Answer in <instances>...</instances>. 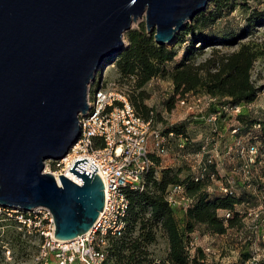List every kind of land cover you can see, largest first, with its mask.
<instances>
[{
	"label": "water",
	"instance_id": "1",
	"mask_svg": "<svg viewBox=\"0 0 264 264\" xmlns=\"http://www.w3.org/2000/svg\"><path fill=\"white\" fill-rule=\"evenodd\" d=\"M209 1L0 0V207L47 209L59 241L88 233L104 206L96 166L77 159L55 176L44 162L78 140L98 69L134 23L171 45Z\"/></svg>",
	"mask_w": 264,
	"mask_h": 264
},
{
	"label": "trees",
	"instance_id": "2",
	"mask_svg": "<svg viewBox=\"0 0 264 264\" xmlns=\"http://www.w3.org/2000/svg\"><path fill=\"white\" fill-rule=\"evenodd\" d=\"M239 5H243L239 0H210L205 10L185 25L171 45H157L144 23L124 34L126 45L111 64L117 68L120 80L129 87V102L142 119L148 120L152 116L154 124L159 120L158 113L146 102L150 94L145 87L156 78L169 81L173 87L172 94L164 102L167 110L172 109L177 99L188 94L207 95L214 99L202 115H189L186 119L188 124L205 126L204 134L198 133V128L189 133L185 124L163 125L162 135L173 133L168 139V149L174 141L178 156L192 157L201 153L206 142L209 151L221 145L222 154L225 146L240 143L245 147L256 146L259 155L244 176L243 170H235L237 174H232V171H225L224 165L218 169L215 163L208 164V154H202V164L218 181L226 183L229 176L234 181L233 192L227 194H221L215 186L208 191L211 182L207 177L194 180L195 174L190 167L192 158L189 174L181 178L180 169L159 168V158L152 156L156 167L145 174L144 190L126 193L125 229L120 237L110 239L105 264H155L150 247L159 237L166 245L165 256L158 260L161 264H200L204 259L201 248H197L193 256L189 252V243L195 232L203 229L210 235L222 236L230 229H241L245 207L251 205L250 199L259 202L258 194L264 192V185L257 182L260 176L256 177L257 172L252 171L259 166L264 171V162L259 165L260 154L264 153V147H260L264 144V107L254 117L244 108L258 97L259 88L251 80V71L255 62L264 57V48L254 42L240 41L253 34L257 25L264 22V13H252L247 18L246 29L234 30L227 24L219 29V23ZM206 51L207 57L201 59ZM111 59L105 62L110 63ZM220 106H241L242 109L235 117L221 112L215 124L205 121L209 114L219 111ZM234 129L237 133L232 135ZM197 136L201 137L200 142H196ZM227 158L241 167L237 152ZM171 185H181L192 200L187 209L167 203L165 196ZM246 185L251 186L250 190ZM224 212H230L231 216L224 218ZM4 222L19 229L14 231V240L19 244L25 226L13 217ZM249 255L247 252L242 259Z\"/></svg>",
	"mask_w": 264,
	"mask_h": 264
},
{
	"label": "built area",
	"instance_id": "3",
	"mask_svg": "<svg viewBox=\"0 0 264 264\" xmlns=\"http://www.w3.org/2000/svg\"><path fill=\"white\" fill-rule=\"evenodd\" d=\"M91 86L86 98L87 110L78 115L80 127L78 140L64 158L46 160L43 173L65 175L75 160L82 158L96 166L98 170L96 173L104 185V206L93 228L71 241H59L54 238L55 226L47 209L41 207L26 211L19 208L6 209L25 226L26 233L33 232L40 237L41 244L36 256L39 264H48L49 261H53L54 264H105L110 239L120 237L125 229L128 211L127 191H143L145 174L156 167L152 156L163 158L169 151L168 139L173 137V133L169 132L164 136L160 128L154 127L152 116L148 120L138 116L129 102L127 93L118 89L115 82L101 79L97 86ZM213 101L214 99L207 95L188 94L184 98H179L177 104L189 115H202ZM241 109V106H220L219 111L209 114L205 121L215 124L221 112L235 117ZM236 133L237 129L231 131L232 135ZM207 146L206 142L200 154L192 157L182 156L186 159L192 158L190 167L195 174L194 180H203L207 177L211 182L208 191H212L215 186L221 194L233 192L234 181L230 176L226 178V183L218 181L215 175L208 171L207 166L202 164V154H208V164L215 163L218 169L223 165L216 149L209 151ZM232 152H237L242 162L241 167L232 169V174L236 173L235 170H243V175L246 176L250 166L256 163L259 155L257 147L254 145L245 147L240 143H236L235 146L228 145L225 146L223 157L230 156ZM260 156L259 165L264 162V153ZM250 187L246 185L249 190ZM258 197L257 205H246L243 225L254 234L259 232L257 240L260 243L264 242V230L260 231L261 228L264 229L262 203L264 192L258 194ZM165 200L172 207L182 210L187 209L192 201L186 196L181 185L169 186ZM223 216L229 218L231 213L224 212ZM197 248H201L204 254L200 264H211L210 248L191 240L189 243L191 256ZM249 249V257L242 262L235 260V264H260L264 260V247L256 243V238L251 240ZM225 263L231 264L228 260Z\"/></svg>",
	"mask_w": 264,
	"mask_h": 264
},
{
	"label": "rangeland",
	"instance_id": "4",
	"mask_svg": "<svg viewBox=\"0 0 264 264\" xmlns=\"http://www.w3.org/2000/svg\"><path fill=\"white\" fill-rule=\"evenodd\" d=\"M239 3L243 4L242 6H237L235 10L222 22L219 23L218 28L225 26L227 24L230 28L234 30L246 29L247 18L252 16V13H264V0H239ZM140 23H144V18L139 19L136 23L132 25V28H137ZM256 31L248 37L241 39L240 42H254L261 45L264 48V22L259 23L255 28ZM208 51L206 54L201 57V59L207 57ZM181 57V53L178 59ZM103 79L106 82H115L118 86V89L123 90L125 93L130 92L129 87L119 78V73L115 65L104 62L98 69L95 82L91 87H95L98 84V78ZM251 80L256 87L259 88V93L256 101L249 105V107L244 108L245 111H249L251 115L257 116L261 109L264 107V57L259 58L251 71ZM146 90L149 92V99L146 101L147 104L152 107L156 113H158L159 120L155 121L154 127L162 128L164 124H173L180 125L185 124L187 131L191 133L193 129L200 134H204V129L206 128L203 125H197V123L188 124L186 119H188L189 114L187 111L178 106L177 100L173 103L171 110L165 108L164 102L172 94L173 87L169 81L161 79H153L146 85ZM197 141H201V137L197 136ZM176 142H171L168 154L166 157L159 158L167 162L172 168L180 169L181 178H185L189 174V164L190 158H183L176 154ZM264 147L262 143L260 147ZM222 146H217L216 152L218 153V158L222 160L223 165L225 166V171L230 172L233 168H239L236 165V161L229 158H224L222 154ZM182 155V154H180ZM257 172L255 175L260 176V179L257 180L259 184L264 185V171L259 166L256 168ZM263 201V200H262ZM251 205H257L256 202L249 201ZM256 203V204H255ZM264 204V201L262 202ZM178 211V209H176ZM6 214V215H3ZM221 214V213H220ZM15 218L9 210H6L0 207V264H39L36 260L37 251L41 244L40 237L35 233H26L23 230L21 235L20 243L17 244L15 239V230L11 225H5L8 218ZM264 230L263 228L260 231ZM258 233H253L252 230L248 229L246 226H242L241 229H230L223 236H211L203 229H198L193 235V240H196L201 245H207L211 253L209 259L212 262L211 264H223L227 259L232 260L233 257L244 258V255L247 252H250L249 244L251 240L256 238V243L259 246L264 247V242L257 240ZM255 235V236H254ZM245 241V242H244ZM152 258L158 262V260L163 258L166 253V245L163 238L159 237L157 243L150 247ZM264 254V253H263ZM48 264H54L53 261H49ZM155 264H161L160 262ZM226 264V263H225ZM264 264V260L260 263Z\"/></svg>",
	"mask_w": 264,
	"mask_h": 264
},
{
	"label": "crops",
	"instance_id": "5",
	"mask_svg": "<svg viewBox=\"0 0 264 264\" xmlns=\"http://www.w3.org/2000/svg\"><path fill=\"white\" fill-rule=\"evenodd\" d=\"M251 105V104H250ZM247 107H249V105L247 106ZM160 166H159V168H165V167H171L167 162H165L164 163V161H162V160H160V164H159ZM210 235V234H209ZM211 236H217V235H211ZM223 236V235H222ZM228 261H230L231 262V264H235V260H237V261H239V262H241V261H243V259L241 258V257H233L232 258V260H229V259H227ZM226 260V261H227ZM225 261V262H226ZM224 262V263H225Z\"/></svg>",
	"mask_w": 264,
	"mask_h": 264
}]
</instances>
